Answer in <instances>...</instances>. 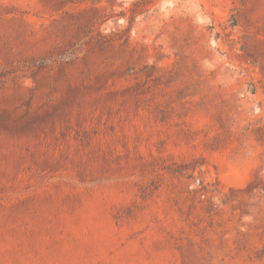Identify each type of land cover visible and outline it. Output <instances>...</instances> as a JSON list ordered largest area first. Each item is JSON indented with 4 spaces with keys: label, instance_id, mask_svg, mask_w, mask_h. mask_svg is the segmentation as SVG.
<instances>
[{
    "label": "rangeland",
    "instance_id": "obj_1",
    "mask_svg": "<svg viewBox=\"0 0 264 264\" xmlns=\"http://www.w3.org/2000/svg\"><path fill=\"white\" fill-rule=\"evenodd\" d=\"M0 264H264V0H0Z\"/></svg>",
    "mask_w": 264,
    "mask_h": 264
}]
</instances>
